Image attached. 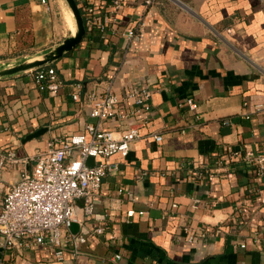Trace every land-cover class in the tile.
Instances as JSON below:
<instances>
[{"label":"crops","instance_id":"1","mask_svg":"<svg viewBox=\"0 0 264 264\" xmlns=\"http://www.w3.org/2000/svg\"><path fill=\"white\" fill-rule=\"evenodd\" d=\"M0 2V59L27 47L32 58L41 57L76 33L66 0ZM120 18L119 32L144 21L139 36L129 41L111 27L86 32L51 64L64 82L57 92L38 88L35 69L0 79V158L13 151L17 159L0 173V212L7 191L32 171L38 150L97 123L86 100L72 98L77 84L86 95L153 87L151 112L102 122L117 137L132 126L141 132L127 156L112 157L120 170L104 178L87 228L72 226L79 233L105 222L108 234L93 237L77 258L68 251L61 262L48 247L6 250L0 235V264H264V243L254 241L264 215V178L243 160L226 170L215 164L227 150L264 151V108L256 109L264 105V0H156L149 8L128 0ZM186 97L199 107H179ZM42 126L49 127L46 134L22 142ZM200 157L208 167L188 164ZM198 170L204 178L195 176ZM244 202L255 221L238 218ZM218 228L225 232L212 235Z\"/></svg>","mask_w":264,"mask_h":264},{"label":"built area","instance_id":"2","mask_svg":"<svg viewBox=\"0 0 264 264\" xmlns=\"http://www.w3.org/2000/svg\"><path fill=\"white\" fill-rule=\"evenodd\" d=\"M81 1L87 32L98 30L106 33L111 27L113 34L123 35L132 41L139 36L145 25V22L141 21L126 31H118L121 24L120 15L128 0ZM143 1L149 8L156 0ZM34 77L38 88L43 92H57L64 85L57 68L52 65L35 69ZM76 88L72 98L86 100L90 116L96 119L97 123L87 124L81 133L54 137L47 149L36 152L32 171L24 172L7 191L0 212V235L6 250L14 247L22 249L48 247L54 250L55 260L61 262L65 260L68 251L77 258L88 252L93 237H105L108 234L109 226L105 222L79 233H74L72 226L78 222L86 227L94 216L104 178L120 170V163L113 161L112 157L116 154L127 156L131 144L141 137V132L139 127L132 126L123 130L117 137L113 130L102 127V122L151 112L155 91L150 84L131 87L122 95L117 94L111 87L105 91H93L88 95L82 93L80 84H77ZM178 105L191 110L199 107L193 97L184 98ZM263 108V104L256 105L257 110ZM154 138L159 142L163 140L159 133L154 134ZM89 156L96 158L94 166L86 164ZM237 160L247 162L256 177L264 178V151L255 154L252 151L243 153L241 150H227L219 155L215 162L216 168L226 170L229 164ZM9 161H17L13 151L0 158V173L7 167ZM188 164L203 168L209 166V161L205 157H200ZM194 174L198 178L205 176L199 170ZM79 200L82 202L79 203ZM262 209L264 212V205ZM134 213L135 211L131 210L128 214L132 216ZM140 213L144 214V211ZM238 218L243 222L257 219L250 203L244 202L240 206ZM259 228L254 241L262 244L264 215ZM206 231L202 229L201 235L205 236ZM222 232H225V229L218 228L212 235ZM241 246L246 247V244L242 243ZM114 256L116 260L122 258L120 253Z\"/></svg>","mask_w":264,"mask_h":264},{"label":"water","instance_id":"3","mask_svg":"<svg viewBox=\"0 0 264 264\" xmlns=\"http://www.w3.org/2000/svg\"><path fill=\"white\" fill-rule=\"evenodd\" d=\"M73 11L76 19L77 30L76 33L67 37L62 43L56 45L51 50L43 54L41 57L33 58L31 60H25L16 65L5 67L0 69V79L13 75L22 71L34 70L46 65H51L55 61L59 60L64 54L70 52L73 48L78 46L86 35V26L84 21V16L79 7L77 0H66ZM49 127L42 126L35 131L28 133L22 142L26 143L32 139L39 138L46 134ZM86 164L88 166H94L96 164V158L94 156H89Z\"/></svg>","mask_w":264,"mask_h":264},{"label":"rangeland","instance_id":"4","mask_svg":"<svg viewBox=\"0 0 264 264\" xmlns=\"http://www.w3.org/2000/svg\"><path fill=\"white\" fill-rule=\"evenodd\" d=\"M73 11L70 10V16L71 18L73 19V24L77 25L76 24V19H75V16H73ZM77 28V26H76ZM32 52H29V51H23L22 53H16V52H13L11 53V55H9L8 57L4 58V59H0V69H2L3 67H7L6 64H10V63H18L21 61V59L24 58V60H31L33 59L32 56H31ZM21 63V62H20ZM16 65V64H15Z\"/></svg>","mask_w":264,"mask_h":264},{"label":"trees","instance_id":"5","mask_svg":"<svg viewBox=\"0 0 264 264\" xmlns=\"http://www.w3.org/2000/svg\"><path fill=\"white\" fill-rule=\"evenodd\" d=\"M81 11H82V9H81ZM27 50H28V47H27ZM25 51H26V49H25ZM23 51H20V50H18V51H16V53H22Z\"/></svg>","mask_w":264,"mask_h":264}]
</instances>
